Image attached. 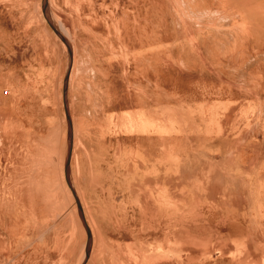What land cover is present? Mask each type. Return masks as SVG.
Instances as JSON below:
<instances>
[{
    "label": "rangeland",
    "instance_id": "374dc122",
    "mask_svg": "<svg viewBox=\"0 0 264 264\" xmlns=\"http://www.w3.org/2000/svg\"><path fill=\"white\" fill-rule=\"evenodd\" d=\"M50 6L74 46L72 173L94 236L87 264H264V0ZM67 64L42 0H0V264L83 258L86 233L64 172ZM169 119L187 134L162 159L164 145L147 137ZM231 167L239 221L208 227L201 196ZM162 169L176 183L193 176L170 207L156 198Z\"/></svg>",
    "mask_w": 264,
    "mask_h": 264
},
{
    "label": "crops",
    "instance_id": "0c3cea01",
    "mask_svg": "<svg viewBox=\"0 0 264 264\" xmlns=\"http://www.w3.org/2000/svg\"><path fill=\"white\" fill-rule=\"evenodd\" d=\"M72 46H73V44H72ZM73 51H74V46H73ZM73 64H74V61H73ZM66 70H67V68H66ZM65 74H66V72H65ZM63 83H64V81H63ZM69 87H70V81H69ZM68 98H69V89H68ZM64 111H65V109H64ZM66 123H67V121H66ZM72 123H73V120H72ZM125 123H127V122H125ZM123 126H128V125L123 124ZM135 126H136V128L137 127L139 128V129L138 128L136 129V132H137V130H140L141 126L139 125V123H137ZM154 127H155V129L153 128L151 133H150L151 134L150 139H149V137H147V140L148 141L150 140L152 142L158 141L160 144L164 145L165 155L162 156V159H163V157H164V159L174 158V153H171V151L175 149L174 143L177 141L175 139V137H176V135H178L180 133L187 134L185 126L176 127L175 125L172 124V121L169 119V120H163L162 122H159V123L157 122V124L154 125ZM125 133L127 136L129 135V134H127L128 131H126ZM15 137H16V135H15ZM67 143H68V136H67ZM67 148H68V144H67ZM73 150H74V124H73ZM166 153H167V155H166ZM66 155H67V153H66ZM72 158H73V152H72ZM72 158H71V166H70L71 180H72L73 187H74V189L77 193V196L79 197V200L81 202V205L83 207L85 218H86L87 224H88L90 231H91V234H92V243H91V252H90V256H91L94 236H93L92 228H91V226L87 220V214L85 211V207H84V205L80 199L79 193L77 192V189H76L74 181H73ZM232 158L233 157H231V159ZM65 163H66V161H65ZM230 170H231V174H228V175H231V176L223 177L222 178L223 183H222L221 179L218 180L215 177V180L213 178V180L207 184V188L209 189V191H208V193L205 194L206 200L203 199L204 195L201 196L202 202L199 205V206H201V209H202V211H201V217H202L201 222L206 223L208 225V227L214 226V225L220 226V227L221 226L225 227V226H227V224H233V223H236L239 221L240 204H241V201H240V196H241L240 195V185H241L240 184V172H239V168H236V167H231ZM257 170H258V168H255V171H257ZM64 172H65V167H64ZM160 173L162 175V178L165 180H164L163 184H161V185L159 184L158 191H160V192L157 194L156 198L158 200L162 201L159 203L160 206H169L170 207L173 205V201H175V199H174L175 190H178L179 188H181L182 185L186 186V189H189L188 187H192L193 176L191 175L187 182L185 181L182 183L181 182L176 183V182L172 181V179H171V173L172 172H170L168 169H167V172H165V170L162 169L160 171ZM164 176H168V177H164ZM228 179H230V182H227ZM65 180H66V174H65ZM225 180L227 183H225ZM66 183H67V180H66ZM67 186L69 188L68 183H67ZM164 189H166V190H164ZM182 189H185V187H183ZM69 190L71 191L70 188H69ZM71 193H72V191H71ZM72 195H73V193H72ZM73 197H74V195H73ZM189 197H190V195H189ZM74 200L76 202V199H74ZM188 200L189 199H187V196H186L185 204H187V205H188ZM189 206L191 208L190 212L192 213V211H193L192 206H195V204L192 203V201H191ZM245 206L247 207V209L249 207L252 208V206H250V204H248V203L245 204ZM76 207H77V202H76ZM259 210H260V207L258 206L255 208L254 213L256 214V211H259ZM77 212H78V207H77ZM78 216H79V220L82 224V227L84 228L85 233H86V246H87L88 236H87L86 229L83 225V222L80 218L79 212H78ZM195 219H197V216L196 215L193 216L191 214V217L189 218V220L192 221V223L198 222ZM257 219H258V222H261V221L264 222V219L262 220V218L261 219L257 218ZM189 233H190V235H189L190 237H196L197 236V235L193 234L191 232V230H189ZM208 238L209 237H206V239H208ZM222 238L225 239V238H227V236L222 237ZM228 243H230V247L232 248L231 251H234V249L236 248V242H234L233 240H229ZM86 246H85L83 258L79 264H82V262L85 258ZM90 256H89V259H90ZM89 259H88V261H89ZM88 261H87V263H88Z\"/></svg>",
    "mask_w": 264,
    "mask_h": 264
},
{
    "label": "water",
    "instance_id": "95a60500",
    "mask_svg": "<svg viewBox=\"0 0 264 264\" xmlns=\"http://www.w3.org/2000/svg\"><path fill=\"white\" fill-rule=\"evenodd\" d=\"M42 12L50 28L59 37V39L65 44L67 48V53H68V65H67V70H66V74L64 78V83H63L64 109H65V116H66V121H67V136H68V148H67L66 163H65V174H66V180L69 185V188L71 189L76 199L78 212L83 222V225L86 229L87 236H88L85 258L82 262V264H86L90 256V252H91L92 234L87 224L85 214L83 211V207L81 205L79 197L77 196V193L73 187L72 180H71V169H70L72 152H73V123H72L69 105H68V89H69V81L71 77V72L73 68L74 51H73V46L71 42L63 34V32L59 28V25L57 24L53 16V13L50 7V0H42Z\"/></svg>",
    "mask_w": 264,
    "mask_h": 264
},
{
    "label": "bare ground",
    "instance_id": "6f19581e",
    "mask_svg": "<svg viewBox=\"0 0 264 264\" xmlns=\"http://www.w3.org/2000/svg\"><path fill=\"white\" fill-rule=\"evenodd\" d=\"M58 20H59V19H58ZM59 28H60L61 31L65 34V36L68 37L67 34L62 30V29H64L63 26H60V25H59ZM3 246H4V245H3ZM250 251H251V250H250ZM85 252H86V251H85ZM248 252H249V251H248ZM251 252H252V251H251ZM258 253H259V252H258ZM247 254H248V253H247ZM82 256H83V255H82ZM260 257H261V256H260ZM260 257H259V255H258V258H260ZM255 258H257V257H255ZM255 258L253 257L252 260H253V261L256 260ZM260 259H261V258H260ZM80 260H81V259H80ZM80 260H79V261H80ZM245 260H246V259H244L243 262H244ZM258 261H259V260H258ZM77 263H79V262H77ZM77 263H76V264H77ZM242 264H243V263H242Z\"/></svg>",
    "mask_w": 264,
    "mask_h": 264
}]
</instances>
